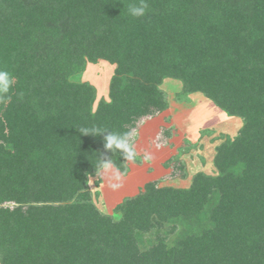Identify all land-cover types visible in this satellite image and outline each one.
<instances>
[{
	"label": "trees",
	"instance_id": "obj_1",
	"mask_svg": "<svg viewBox=\"0 0 264 264\" xmlns=\"http://www.w3.org/2000/svg\"><path fill=\"white\" fill-rule=\"evenodd\" d=\"M0 0V264H264V0ZM115 64L108 98L70 77ZM178 81L242 118L215 176L149 182L102 213L88 179L104 147L167 108ZM105 129L83 134L80 128Z\"/></svg>",
	"mask_w": 264,
	"mask_h": 264
},
{
	"label": "rangeland",
	"instance_id": "obj_2",
	"mask_svg": "<svg viewBox=\"0 0 264 264\" xmlns=\"http://www.w3.org/2000/svg\"><path fill=\"white\" fill-rule=\"evenodd\" d=\"M115 64L98 59L87 62L71 78L86 82L95 89L94 107L101 99L107 100ZM165 93L167 108L160 114L145 119L136 132L135 162L124 161L126 168L117 183L108 175L96 173L89 178L91 201L104 214L119 218L113 208L124 199L135 197L144 185L156 183L159 188L185 189L196 174L215 176L218 172L214 158L220 145L232 141L243 126V120L232 115L201 94L182 92L178 81L166 79L160 85ZM147 157V158H145Z\"/></svg>",
	"mask_w": 264,
	"mask_h": 264
},
{
	"label": "clouds",
	"instance_id": "obj_3",
	"mask_svg": "<svg viewBox=\"0 0 264 264\" xmlns=\"http://www.w3.org/2000/svg\"><path fill=\"white\" fill-rule=\"evenodd\" d=\"M148 9L147 0H139V3L130 4L128 7V13L132 17H142L146 14ZM16 82V78L7 70L0 68V101H10L11 95L10 92L13 89ZM105 129L93 126L91 128H80L79 132L83 134H99ZM104 147L107 150L112 152H118L122 157V160L129 162H135L137 159V150L135 147L136 140V130L131 129L124 133L110 132L104 138ZM147 158V157H145ZM97 174L103 173V175H108L110 180H115L117 183H110L109 186L112 189H118L121 187V184L118 183L121 181L124 173L121 171L120 167L109 158L104 161H98L96 166ZM87 181L93 183V180L89 178Z\"/></svg>",
	"mask_w": 264,
	"mask_h": 264
}]
</instances>
